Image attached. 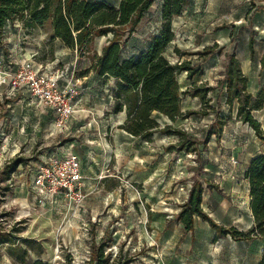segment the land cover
I'll return each mask as SVG.
<instances>
[{
    "label": "rangeland",
    "instance_id": "rangeland-1",
    "mask_svg": "<svg viewBox=\"0 0 264 264\" xmlns=\"http://www.w3.org/2000/svg\"><path fill=\"white\" fill-rule=\"evenodd\" d=\"M161 4L162 0H155L123 48V58L139 55L160 34ZM172 31L174 39L165 57L173 65L187 62L196 72L192 77L186 72L177 77L181 91L209 88L208 106L214 112L187 95L182 98L183 113L204 110L208 115L175 122L156 119L162 128L168 124L196 138L198 152H168L178 138L158 133L125 145L126 154L118 159L94 157L90 163L83 162V182L73 192L52 191V178L46 172L48 156L57 154L69 136L51 128L53 120L40 123L29 110L32 106L9 97L11 89L0 85V168L16 157L27 160L9 175L8 168L0 176V232L14 238L13 245H0V264H88L92 243H100L105 233L110 244L105 253L114 259L121 252L123 258L133 257V264L259 262L260 239L235 241L228 235L215 240L217 231L202 219L193 232L186 233L175 218L198 180L208 191L204 204H212L205 213L222 229L246 234L253 225L246 171L252 159L264 155V143L226 104L225 74L229 57L234 56L254 99L264 91V0H191L173 19ZM50 36V24L31 32L7 29L0 48V82L24 61L52 62L59 49ZM250 40L254 41L253 56ZM106 46L104 38L96 39L92 54L102 55ZM78 55L88 57L85 52ZM64 59V66L69 67L70 55ZM216 114L226 125L220 137L208 138L211 126L217 123ZM253 116L264 129V101ZM82 118L87 125L77 135L79 143L87 136L95 148L104 140L114 143L115 129L100 136V119L87 113ZM39 178L44 180V188L36 184Z\"/></svg>",
    "mask_w": 264,
    "mask_h": 264
},
{
    "label": "trees",
    "instance_id": "trees-1",
    "mask_svg": "<svg viewBox=\"0 0 264 264\" xmlns=\"http://www.w3.org/2000/svg\"><path fill=\"white\" fill-rule=\"evenodd\" d=\"M155 0H0V48L3 35L8 27L14 28L16 23L28 32L51 25V41H60L70 50L85 52L91 61L90 70L103 79H114L116 88L111 92L115 102L114 113L126 110L127 120L120 128L134 138L151 139L155 133H163L178 138L176 145L170 146L168 152L197 153L196 138L170 125L161 127L154 118L159 117L175 122L188 119L193 115H208V112L183 113L181 104L183 96L198 98L202 107H209L207 101L209 88L194 87L193 91L182 92L177 77L186 72L192 77L196 72L187 62L171 64L165 52L174 39L172 21L189 7L191 0H162L160 34L139 55L123 58V48L136 32L146 13ZM107 38V46L102 55L92 54L93 45L98 38ZM264 41V39H263ZM253 40H250V53L254 54ZM2 49V48H1ZM213 53L208 50L207 53ZM92 54V55H91ZM200 55V54H199ZM264 71V55L261 60ZM90 70H87L88 73ZM226 104L236 110L237 118L249 125L256 136L264 143V129L253 116L254 111L262 109L264 91L257 99L248 92V79L244 76L239 61L229 57L225 74ZM208 138L221 132L226 125L224 118L216 114ZM1 119V116H0ZM27 160L16 157L0 168V176L9 168L8 175ZM249 183L250 210L253 225L248 233L242 234L235 229H222L203 210L204 188L198 180L192 184L187 201L180 206L176 220L183 225L186 233L194 231L195 218L207 222L217 231L215 240L231 236L235 241H246L258 238L262 241V256L257 264H264V155L251 160L246 171ZM211 187V186H209ZM7 191L9 189L7 188ZM14 244V238L8 232H0V245ZM110 247L107 233L100 243L93 242L88 264H133V257L123 258L122 253L112 259L105 253ZM24 262V257L20 258ZM33 264H47L36 261Z\"/></svg>",
    "mask_w": 264,
    "mask_h": 264
},
{
    "label": "built area",
    "instance_id": "built-area-1",
    "mask_svg": "<svg viewBox=\"0 0 264 264\" xmlns=\"http://www.w3.org/2000/svg\"><path fill=\"white\" fill-rule=\"evenodd\" d=\"M14 27L22 29L19 23ZM4 84L11 89L9 97L18 98L21 103L27 102L42 115H51V128L66 130L82 102L83 89L76 77V71L65 67L58 58L45 65L37 64L33 60L24 61L13 74L1 80L0 85ZM108 94L113 100L110 91ZM47 164V177L52 178L50 186L55 193L60 190L73 192L83 182L80 159L71 149L60 147L57 154L48 156ZM36 184L45 187L41 178Z\"/></svg>",
    "mask_w": 264,
    "mask_h": 264
},
{
    "label": "crops",
    "instance_id": "crops-1",
    "mask_svg": "<svg viewBox=\"0 0 264 264\" xmlns=\"http://www.w3.org/2000/svg\"><path fill=\"white\" fill-rule=\"evenodd\" d=\"M103 38L107 42V38ZM53 43H55L56 47H58L59 49V51H55L54 59L58 58L62 63L65 64L66 60L64 59V56L70 55L73 61L70 63V66L68 68L70 70L76 71V77L79 80V83L82 85L83 89L81 95V104L78 106V109L72 120L68 123L66 130H61L64 133L63 136H69V139H64V144L60 147H66L68 149H71L73 153L78 156V158L80 159L82 172H84V169H82V167H85L83 162L90 163L94 161L95 158H100L103 160L109 157H115L116 159L120 158L124 153L126 154V151H124L125 145L128 146L129 143H134V141H137L136 143H139L138 140L140 139L134 138L133 136L129 135L120 128L124 125L127 120V113L125 109L118 113H114L115 102L114 100H111L109 98L108 92L116 88L115 80H106L97 76L94 71L90 70L92 64L88 58H80L78 52L70 50L60 41H53ZM45 64L47 63H44L43 65ZM87 70L90 71L86 73ZM110 84L112 85V87H110ZM24 103L28 107L32 106L25 101ZM29 110L31 111V113H34L39 118L40 123L42 121V124H46L47 120H53V117L51 115H42L41 112L37 110L34 106H32ZM84 113L93 114L96 118L100 119L98 123H100L103 128L101 127L100 131H98V135H107L110 131H114L115 129V132L112 133L115 135L114 143H108V141L104 140L100 148H95L94 146H92V143L88 140L90 136H87L85 142L81 141V143H79L77 135L81 134L82 131L85 129V126L87 125V120H83L82 118ZM156 116L157 115L155 114V119ZM48 125L49 124H47L46 126ZM157 134L158 133H155L154 136H157ZM119 139L122 141L121 143L118 141ZM160 154H162V152H160ZM133 155L138 156V152L133 151ZM207 193L208 191L204 189L202 203V208L204 212L209 208V206H212V204L210 203L204 204ZM179 210L181 209H178L176 215L180 212ZM199 223L201 224L202 220L200 218H195V224L197 225Z\"/></svg>",
    "mask_w": 264,
    "mask_h": 264
},
{
    "label": "water",
    "instance_id": "water-1",
    "mask_svg": "<svg viewBox=\"0 0 264 264\" xmlns=\"http://www.w3.org/2000/svg\"><path fill=\"white\" fill-rule=\"evenodd\" d=\"M252 214V213H251Z\"/></svg>",
    "mask_w": 264,
    "mask_h": 264
}]
</instances>
